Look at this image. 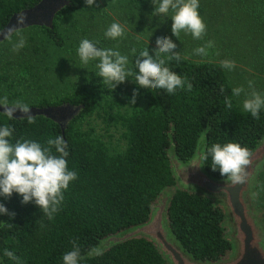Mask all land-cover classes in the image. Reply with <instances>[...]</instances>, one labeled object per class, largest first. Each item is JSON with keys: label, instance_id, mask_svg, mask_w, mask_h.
<instances>
[{"label": "trees", "instance_id": "trees-1", "mask_svg": "<svg viewBox=\"0 0 264 264\" xmlns=\"http://www.w3.org/2000/svg\"><path fill=\"white\" fill-rule=\"evenodd\" d=\"M40 1L0 0V31L13 15ZM66 1L50 27H30L18 32L38 31L43 41L63 48L59 20L83 8L81 0ZM145 1L130 0L134 5ZM145 48L150 54L154 49L142 47L135 58ZM40 53V48H33L32 60L30 54L23 55L15 63L0 67V90L10 99H19L37 83L32 72L38 67ZM179 57L165 58L166 66L191 88L185 86L174 94L138 88L131 80L128 91L119 85L113 90L102 82L99 89L103 104L92 93L75 89L57 102L41 100L30 106L81 108L63 128L61 122L42 116L31 118L35 123L29 124L28 118L9 121L0 113V124L14 129L13 142L27 138L43 144L49 138L62 136L69 146L68 167L78 175L51 220L34 204H22L15 193L9 198L0 197V203L10 213L0 216V264H62L63 254L71 251L74 243L80 250L79 264H168L151 242L141 238L118 244L93 258L83 256L101 239L147 222L162 192L175 185L168 157L170 137L178 159L187 162L204 133L205 150L214 143L235 142L250 152L264 135V112L255 119L237 105L225 68L209 60L194 62ZM131 69L135 71L134 64ZM134 90L135 102L130 103ZM226 98L231 101V108L225 106ZM99 112L106 130L116 127L119 133L122 145L118 152L113 153L88 122ZM204 167L214 178L227 179L208 165ZM256 194L264 197V166L258 175ZM263 197L257 199L256 206L264 220ZM168 219L177 241L196 260L214 263L230 255L232 247L225 238L224 214L210 199L177 190L171 199ZM6 250L18 259L5 256Z\"/></svg>", "mask_w": 264, "mask_h": 264}, {"label": "clouds", "instance_id": "clouds-1", "mask_svg": "<svg viewBox=\"0 0 264 264\" xmlns=\"http://www.w3.org/2000/svg\"><path fill=\"white\" fill-rule=\"evenodd\" d=\"M88 9H93L97 0H84ZM152 11L150 16L157 18L159 23L166 19L171 20L170 31L176 39L181 35L190 34L194 40H201L206 34V24L200 14V0H151ZM26 16L23 13L16 15L15 25L6 32L0 31V40L7 39L12 51L16 52L26 46V39L22 32L12 33L25 25ZM125 28L119 22L111 23L104 32L110 40H118L125 36ZM152 32H150L151 36ZM149 36V37H150ZM99 42L82 39L76 50L81 65L86 69L93 65L97 70L95 76L100 77L105 85L113 90L126 80L134 81L138 88L162 89L167 94H174L178 89L190 84L168 66L165 58L179 60L174 51L177 45L167 35H157L155 48L151 54L148 48L141 51L134 60V68L128 67L129 57L113 48H102ZM133 51H135L133 49ZM197 54H204L205 48L195 49ZM155 54V58L154 55ZM164 57V58H159ZM232 70L234 62L224 61L221 65ZM134 77V79H129ZM248 89H254V82H247ZM234 97L244 96L242 108L253 118L259 119L264 112V93L255 90L246 91L244 86L232 89ZM135 102V90L130 98ZM225 106L232 107L226 98ZM30 106L19 99L9 100L7 96H0V111H3L9 121L20 116L28 117L27 123L33 124ZM14 129L8 124H0V197L9 198L14 193L21 198L22 204L32 203L51 220L59 211L64 201V194L70 184L78 178L77 172L68 167L69 146L62 136L49 138L45 143L34 139H17L13 142ZM249 149L239 143H214L199 153L200 166L208 165L212 171H218L223 178H229L234 184L243 183L247 167L250 164ZM209 158L211 163H208ZM10 215L4 203H0V216ZM4 255L10 259L18 258L11 251ZM80 250L73 244L71 251L62 256V264H79Z\"/></svg>", "mask_w": 264, "mask_h": 264}, {"label": "rangeland", "instance_id": "rangeland-1", "mask_svg": "<svg viewBox=\"0 0 264 264\" xmlns=\"http://www.w3.org/2000/svg\"><path fill=\"white\" fill-rule=\"evenodd\" d=\"M81 2L82 10L59 20L65 42L63 48L57 49L43 41L44 37L35 30L23 33L26 46L19 51H12L8 40L0 43V67L15 63L23 55L30 54L32 60L33 48L41 49L39 62H36L38 67L32 72L38 81L19 98L29 106L41 100L57 102L75 89L92 93L103 104L99 89L103 81L93 73L97 70L93 65L86 66L87 70L80 68L85 66L81 65L76 54L79 42L89 39L99 42V47L120 51L129 57L128 67L131 69L137 50L142 47L155 48V38L161 34L173 39L177 45L174 51L189 61L209 60L220 65L224 61L234 62L232 70L225 69L232 89L244 86L246 91L264 93V0H200L199 11L207 26L201 40H194L190 34L184 33L177 39L172 36L170 19L159 23L156 17L150 16L151 0L141 5H134L130 0H97L93 9H88L84 0ZM113 22H119L125 28L123 38L110 40L104 36L105 30ZM198 47H204L205 53L197 54L195 49ZM248 81L254 82V89H248ZM129 84L130 80H126L119 86L128 91ZM0 96L8 97L1 90ZM235 99L243 109L244 96ZM88 122L113 153L120 150L122 141L118 138L119 133L116 127L106 130L102 112L91 116ZM260 197L263 195L256 194L257 206ZM262 222L264 224L263 219Z\"/></svg>", "mask_w": 264, "mask_h": 264}, {"label": "water", "instance_id": "water-1", "mask_svg": "<svg viewBox=\"0 0 264 264\" xmlns=\"http://www.w3.org/2000/svg\"><path fill=\"white\" fill-rule=\"evenodd\" d=\"M66 5V0H41L33 8L20 12L26 16V22L23 27L15 29L14 32L30 27H50L56 13ZM16 15L10 18L2 31L6 32L15 25ZM4 40H0V43ZM30 108L31 118L42 116L61 122L62 128L81 109L69 105ZM0 113L4 114L3 111ZM25 118L28 117L17 113L16 120ZM206 140L204 133L198 140L193 156L187 162H182L177 157L175 145L170 137L168 157L175 185L162 192L152 206L147 222L101 239L98 245L83 257L93 258L118 244L141 238L151 242L168 264H264V224L261 211L255 203V187L258 175L264 166V135L250 152V164L247 167L246 177L240 184H234L229 178H214L204 166H200L199 153L205 150ZM177 190L206 197L213 202L214 206L222 210L223 227L226 230L225 238L232 247L227 258L214 263L196 260L177 241L168 219L171 199Z\"/></svg>", "mask_w": 264, "mask_h": 264}]
</instances>
